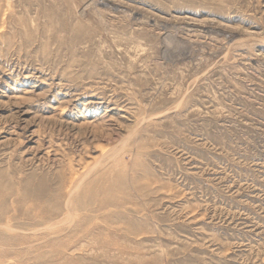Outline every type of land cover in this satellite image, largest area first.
<instances>
[{
	"label": "rangeland",
	"instance_id": "rangeland-1",
	"mask_svg": "<svg viewBox=\"0 0 264 264\" xmlns=\"http://www.w3.org/2000/svg\"><path fill=\"white\" fill-rule=\"evenodd\" d=\"M0 264H264V0H0Z\"/></svg>",
	"mask_w": 264,
	"mask_h": 264
}]
</instances>
